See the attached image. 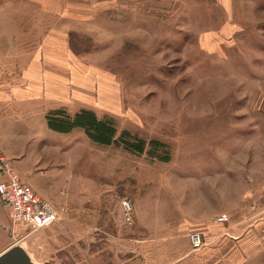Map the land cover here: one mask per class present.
I'll use <instances>...</instances> for the list:
<instances>
[{
    "label": "rangeland",
    "instance_id": "1",
    "mask_svg": "<svg viewBox=\"0 0 264 264\" xmlns=\"http://www.w3.org/2000/svg\"><path fill=\"white\" fill-rule=\"evenodd\" d=\"M0 32L1 91L64 41L102 77L98 116L146 142L139 153L53 131L55 109L36 99L14 115L12 164L59 221L25 234L0 202V246L10 236L39 264H150L153 252L160 264L190 252L180 264H264V0H0Z\"/></svg>",
    "mask_w": 264,
    "mask_h": 264
},
{
    "label": "crops",
    "instance_id": "2",
    "mask_svg": "<svg viewBox=\"0 0 264 264\" xmlns=\"http://www.w3.org/2000/svg\"><path fill=\"white\" fill-rule=\"evenodd\" d=\"M217 1L227 10H231L234 0ZM2 34L9 33L0 32V35ZM22 78L24 85L13 89L11 93L5 94L0 90V147L14 161L19 153L18 141L15 138L17 125L14 124V115L27 112L34 106L36 99H43V97L49 99L45 103L49 104L51 106L49 108L52 109H60L65 106L71 114H75L83 108L95 111L96 108L93 105H95L97 97L95 92L98 88L97 78L102 77L95 66L83 63L82 59L68 47V44L62 41L42 45L39 54L31 57V60L26 64ZM92 102L95 103L92 105ZM7 211L10 214L8 209ZM210 216L207 213L200 219L205 220ZM153 220L149 222V225H146L149 226V232L153 234L150 236L152 242L156 238L159 240V236L155 235L157 227L156 224H153ZM12 240V237L7 236L6 241L0 246V253L16 243ZM191 253L193 252L179 255L173 264H180L183 259L190 257ZM156 255L160 256V252H153L154 261L150 264H160L159 261H156Z\"/></svg>",
    "mask_w": 264,
    "mask_h": 264
},
{
    "label": "built area",
    "instance_id": "3",
    "mask_svg": "<svg viewBox=\"0 0 264 264\" xmlns=\"http://www.w3.org/2000/svg\"><path fill=\"white\" fill-rule=\"evenodd\" d=\"M0 201L10 211L14 226L25 234L33 233L51 226L59 221V211L56 206L36 191L32 186L22 181L15 171L12 159L0 147ZM126 219L132 222L133 206L130 199L123 201ZM229 216L221 214L216 217V223H224ZM189 240L193 250H198L203 244V233L191 231Z\"/></svg>",
    "mask_w": 264,
    "mask_h": 264
},
{
    "label": "trees",
    "instance_id": "4",
    "mask_svg": "<svg viewBox=\"0 0 264 264\" xmlns=\"http://www.w3.org/2000/svg\"><path fill=\"white\" fill-rule=\"evenodd\" d=\"M50 129L58 132L68 133L75 128H81L85 134L93 141L104 145H123L125 148L142 153L145 151L146 142L143 139L130 137L128 132H124L123 138L118 139V129L116 125L108 120L98 116L91 109L83 108L74 115H70L65 109H55L47 116ZM153 143L161 145L158 140ZM162 146V145H161ZM161 159H168L167 157Z\"/></svg>",
    "mask_w": 264,
    "mask_h": 264
},
{
    "label": "water",
    "instance_id": "5",
    "mask_svg": "<svg viewBox=\"0 0 264 264\" xmlns=\"http://www.w3.org/2000/svg\"><path fill=\"white\" fill-rule=\"evenodd\" d=\"M0 264H39L33 260L26 248L14 243L0 253Z\"/></svg>",
    "mask_w": 264,
    "mask_h": 264
}]
</instances>
